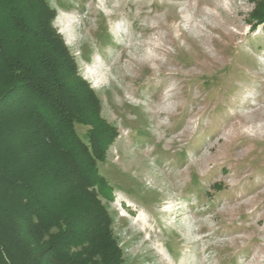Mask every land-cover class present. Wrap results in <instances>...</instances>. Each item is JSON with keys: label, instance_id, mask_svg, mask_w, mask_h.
<instances>
[{"label": "rangeland", "instance_id": "obj_1", "mask_svg": "<svg viewBox=\"0 0 264 264\" xmlns=\"http://www.w3.org/2000/svg\"><path fill=\"white\" fill-rule=\"evenodd\" d=\"M47 1L117 131L98 171L125 264H264V0Z\"/></svg>", "mask_w": 264, "mask_h": 264}, {"label": "trees", "instance_id": "obj_2", "mask_svg": "<svg viewBox=\"0 0 264 264\" xmlns=\"http://www.w3.org/2000/svg\"><path fill=\"white\" fill-rule=\"evenodd\" d=\"M54 14L47 0H0V264H125L98 171L117 131Z\"/></svg>", "mask_w": 264, "mask_h": 264}]
</instances>
